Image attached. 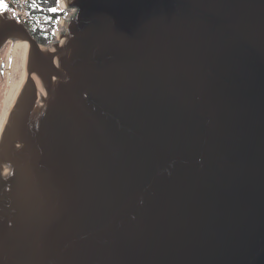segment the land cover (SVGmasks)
I'll return each instance as SVG.
<instances>
[{
  "label": "water",
  "instance_id": "obj_1",
  "mask_svg": "<svg viewBox=\"0 0 264 264\" xmlns=\"http://www.w3.org/2000/svg\"><path fill=\"white\" fill-rule=\"evenodd\" d=\"M0 135V264H264V0H66ZM26 81V80H25Z\"/></svg>",
  "mask_w": 264,
  "mask_h": 264
},
{
  "label": "trees",
  "instance_id": "obj_2",
  "mask_svg": "<svg viewBox=\"0 0 264 264\" xmlns=\"http://www.w3.org/2000/svg\"><path fill=\"white\" fill-rule=\"evenodd\" d=\"M27 13L32 20L30 33L41 45H47L53 40L56 22L64 12H50L49 8L58 6L57 0H29Z\"/></svg>",
  "mask_w": 264,
  "mask_h": 264
},
{
  "label": "bare ground",
  "instance_id": "obj_3",
  "mask_svg": "<svg viewBox=\"0 0 264 264\" xmlns=\"http://www.w3.org/2000/svg\"><path fill=\"white\" fill-rule=\"evenodd\" d=\"M63 3L65 5L66 0H63ZM73 12H74V10H70V12H69L70 16H71V14H73ZM70 16L67 19H69ZM64 18H65V16H64ZM62 27H63V19L59 23V30H57V35L62 31V29H61ZM27 45H28L27 42H23L21 40L12 41V46H11V49L9 52L10 54H8L9 59L17 58L18 63L17 64L15 63L11 67L12 77H11V81L9 82V89L6 93V96L3 99V102H2L3 106H2V113L0 115V134H1L2 128L5 124L6 118L10 112L12 102H13L15 96L20 91L21 87L23 86L25 74H27L26 69L23 67L24 54H25V50H26ZM14 61H13V63H14ZM15 73H19V81L18 82H16L14 80V74ZM29 81L33 85H35L33 83L34 81H32V79H30L29 75L27 74V78H26V82H25L24 86H26L27 82H29Z\"/></svg>",
  "mask_w": 264,
  "mask_h": 264
},
{
  "label": "rangeland",
  "instance_id": "obj_4",
  "mask_svg": "<svg viewBox=\"0 0 264 264\" xmlns=\"http://www.w3.org/2000/svg\"><path fill=\"white\" fill-rule=\"evenodd\" d=\"M4 13H6V11H4V10L0 11V14H4ZM68 15H69V13L67 11V12H64V14L61 17H59V19L56 22V28H55V30L53 32L58 30V23H59L60 19L64 18V16H65V18H67ZM11 46H12V41H9L8 43H6V45L0 51V115L2 113V106H3L2 102H3L4 97L6 96V93H7L8 89H9V82L11 81V77H12V75H11L12 74L11 67L15 63L16 64L18 63L17 62L18 61L17 58H14V59H9L8 58V56H9L8 54H10L9 52H10ZM42 46H45V45H42ZM13 61H14V63H13ZM26 73H27V71H26ZM26 78H27V74H25L24 83H23V86L21 87V89L24 87V84L26 82L25 81ZM14 80L16 82L19 81V73H15L14 74ZM2 130H3V128H2Z\"/></svg>",
  "mask_w": 264,
  "mask_h": 264
},
{
  "label": "built area",
  "instance_id": "obj_5",
  "mask_svg": "<svg viewBox=\"0 0 264 264\" xmlns=\"http://www.w3.org/2000/svg\"><path fill=\"white\" fill-rule=\"evenodd\" d=\"M0 3L4 5L3 8H0V11L1 10L6 11V14L9 16L10 19H13L16 22L23 24L24 26L28 28V30H30V27L33 22L27 13L28 7L30 5L29 0H0ZM57 11L58 12L68 11V13L70 12L69 10L66 9L63 3V0H59ZM69 16H70V13L68 17ZM67 18H61L60 21L63 19V23H64L67 20ZM59 23H58V30H59ZM59 34L57 35V31L53 32L52 41L56 40Z\"/></svg>",
  "mask_w": 264,
  "mask_h": 264
},
{
  "label": "snow or ice",
  "instance_id": "obj_6",
  "mask_svg": "<svg viewBox=\"0 0 264 264\" xmlns=\"http://www.w3.org/2000/svg\"><path fill=\"white\" fill-rule=\"evenodd\" d=\"M57 3H59V0H57ZM4 7V5L2 4V3H0V8H3ZM50 12H56L57 11V9L56 8H49L48 9Z\"/></svg>",
  "mask_w": 264,
  "mask_h": 264
}]
</instances>
